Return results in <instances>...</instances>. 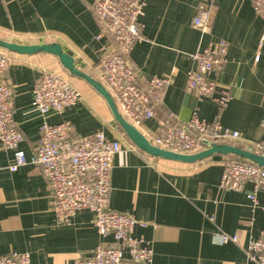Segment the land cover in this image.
<instances>
[{
	"label": "crops",
	"instance_id": "1",
	"mask_svg": "<svg viewBox=\"0 0 264 264\" xmlns=\"http://www.w3.org/2000/svg\"><path fill=\"white\" fill-rule=\"evenodd\" d=\"M141 36L127 52L136 84L145 89L152 76H167L153 118L138 129L148 138L164 125L183 126L193 116L219 120L233 142L264 140V18L252 0H144ZM95 0H0V38L21 44L59 43L75 65L101 81V60L114 48L108 34L98 38ZM210 4L205 31L192 25L201 4ZM219 40L227 55L219 84L232 94L219 109L211 98L186 88L191 55ZM11 64L3 80L12 89L13 117L22 134L18 149L29 159L40 136L42 116L35 109L32 88L44 70L55 72L77 89L81 98L62 114L50 111L49 123L68 120L71 137L103 131L116 141L110 172L109 207L132 214L135 237L150 242L153 264H256L247 259V243L264 230V192L253 208L251 184L222 190L218 183L229 156L194 163L152 157L138 149L114 121L105 101L85 81L70 76L49 54H17L0 49ZM15 150L0 146V256L29 252L31 264H75L91 256L99 243L107 246L92 223L93 213L75 214L69 223L57 220L50 185L40 168L9 169ZM216 232L235 236L225 244L213 242Z\"/></svg>",
	"mask_w": 264,
	"mask_h": 264
},
{
	"label": "built area",
	"instance_id": "2",
	"mask_svg": "<svg viewBox=\"0 0 264 264\" xmlns=\"http://www.w3.org/2000/svg\"><path fill=\"white\" fill-rule=\"evenodd\" d=\"M255 13L264 18V0H252ZM144 0H95L93 11L100 24L98 38L108 34L115 46L101 60V82L106 83L118 110L131 124L140 126L153 118L162 93L169 83L167 76H152L145 89L136 84L134 68L126 54L141 36ZM211 14L210 4H201L192 25L205 31ZM264 36V33H263ZM227 55V42L219 40L191 55L194 66L187 72L186 88L199 97L211 98L219 109L228 106L230 91L221 87L219 75ZM11 64L0 52V146L15 150L10 171L31 164L40 168L50 185L57 220L69 223L80 211L93 213L92 223L99 234L111 237L107 246L99 243L91 256L78 258L75 264H153L150 242L135 237L136 224H146L132 214L109 207L110 172L119 144L106 137L103 131L72 139V124L68 120L49 123L45 116L54 111L62 114L81 98L80 92L55 72L44 70L32 88L35 109L42 116L40 136L33 155L27 159L18 149L22 134L13 117L12 89L1 77ZM237 131H229L219 120L207 121L193 116L183 126L164 125L149 141L166 150L194 153L204 147L203 141L227 142L238 140ZM251 145L264 154V140ZM251 184L248 198L253 208L258 204V192H264V169L250 163L226 160L218 183L222 190L240 189ZM226 232H216L213 242L225 244L236 241ZM247 259L264 264V230L251 238L246 247ZM0 264H31L29 252L12 251L0 256Z\"/></svg>",
	"mask_w": 264,
	"mask_h": 264
},
{
	"label": "water",
	"instance_id": "3",
	"mask_svg": "<svg viewBox=\"0 0 264 264\" xmlns=\"http://www.w3.org/2000/svg\"><path fill=\"white\" fill-rule=\"evenodd\" d=\"M0 49L17 54L32 55L43 53L56 57L59 60L61 66L71 76L82 79L97 94H99V96L105 101L114 121L126 134L132 144L152 157L181 163H194L203 161L215 155L233 156L244 162L264 169V154L255 151L254 148L249 144H241L233 141L216 142L204 140V147L201 150L190 154L173 152L152 144L136 126L131 124L122 116L118 110L114 98L112 97L109 90L103 85V83L79 69L75 65L73 57L65 52L62 46L57 42L21 44L0 38Z\"/></svg>",
	"mask_w": 264,
	"mask_h": 264
},
{
	"label": "trees",
	"instance_id": "4",
	"mask_svg": "<svg viewBox=\"0 0 264 264\" xmlns=\"http://www.w3.org/2000/svg\"><path fill=\"white\" fill-rule=\"evenodd\" d=\"M227 160H236V161L244 162V161H242L236 157H233V156H229V158ZM244 163H246V162H244Z\"/></svg>",
	"mask_w": 264,
	"mask_h": 264
},
{
	"label": "rangeland",
	"instance_id": "5",
	"mask_svg": "<svg viewBox=\"0 0 264 264\" xmlns=\"http://www.w3.org/2000/svg\"><path fill=\"white\" fill-rule=\"evenodd\" d=\"M71 76V75H70ZM72 77H75V76H72ZM75 78H78V77H75ZM80 79V78H79ZM69 84H71L69 81H67ZM103 83L105 84V86L107 87L106 83L103 81Z\"/></svg>",
	"mask_w": 264,
	"mask_h": 264
}]
</instances>
